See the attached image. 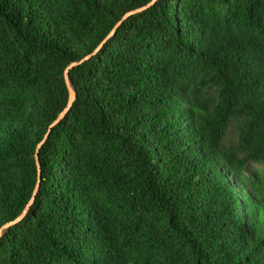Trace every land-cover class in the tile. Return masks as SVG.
Wrapping results in <instances>:
<instances>
[{"label":"trees","instance_id":"obj_1","mask_svg":"<svg viewBox=\"0 0 264 264\" xmlns=\"http://www.w3.org/2000/svg\"><path fill=\"white\" fill-rule=\"evenodd\" d=\"M150 1L0 0V227L76 63L0 264H264V0H156L94 52Z\"/></svg>","mask_w":264,"mask_h":264},{"label":"water","instance_id":"obj_2","mask_svg":"<svg viewBox=\"0 0 264 264\" xmlns=\"http://www.w3.org/2000/svg\"><path fill=\"white\" fill-rule=\"evenodd\" d=\"M156 0H151L150 2H148L146 5L142 6V7H139L137 9H134V10H131V11H128L126 12L122 17L121 19L115 24V26L113 27V29L109 32V34L106 36V38L97 46V48L94 50V52L96 50H98L100 48V46L103 44V42L106 41L107 38H109L115 28L124 20L126 19L128 16L132 15V14H135L137 12H140V11H143L145 10L146 8L150 7ZM91 55V54H90ZM90 55L86 56L85 58H88ZM84 59V58H83ZM76 63H70L64 70V80H65V84L67 86V90H68V100H67V103L65 105V107L58 113V115L56 116V118L50 123V125L48 126V129L46 131V133L44 134L43 138L38 142L37 146H36V150H35V163H36V167H37V179H36V184H35V187L33 189V192H32V195H31V198L28 200L26 206L23 208V210L21 211V213L12 221L8 222V223H5L3 224V226L0 227V236L3 232V230L7 227H9L10 225L12 224H15L17 223L18 221H20L26 214V212L28 211L30 205L32 204L33 200H34V197H35V194L38 190V187H39V183H40V164H39V159H38V150L40 148V146L42 145V143L44 142V140L47 138L48 134L50 133V131L52 130V128L57 125L63 118L64 116L66 115V113L68 112V110L70 109V107L72 106V103H73V100L75 98V90L74 88L72 87L70 81H69V78H68V69L71 68L73 65H75Z\"/></svg>","mask_w":264,"mask_h":264}]
</instances>
